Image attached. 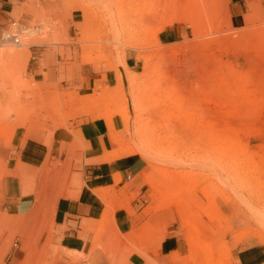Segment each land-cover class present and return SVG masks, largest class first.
<instances>
[{
    "label": "rangeland",
    "instance_id": "obj_1",
    "mask_svg": "<svg viewBox=\"0 0 264 264\" xmlns=\"http://www.w3.org/2000/svg\"><path fill=\"white\" fill-rule=\"evenodd\" d=\"M13 20L25 32L0 45V264H127L170 236L192 238L185 264H240L243 250L264 264V0H0V34ZM113 116L117 148L85 160L80 125ZM125 157L143 169L94 190L90 242L65 248L57 201L87 190V162Z\"/></svg>",
    "mask_w": 264,
    "mask_h": 264
},
{
    "label": "crops",
    "instance_id": "obj_2",
    "mask_svg": "<svg viewBox=\"0 0 264 264\" xmlns=\"http://www.w3.org/2000/svg\"><path fill=\"white\" fill-rule=\"evenodd\" d=\"M234 7L235 14L242 12L240 3H236ZM122 129L123 122L118 116H113L111 121L107 117H100L82 123L79 130L85 144L83 150L85 160L101 158L115 150L117 148V132ZM86 169L90 173L87 180V190L83 191L77 198L68 196L59 198L54 210L57 230L53 236L65 248L77 250L80 253L86 250L92 234L82 224L84 221L87 222L99 217L104 208L94 190L112 185L113 175L117 172L129 174L128 178L131 179L132 176L138 175L143 167H141L139 159L125 157L112 162H87ZM30 205H32L31 208ZM35 206V203L29 204L28 199H22L17 204V207L26 211ZM116 221L121 231L126 232L131 229V218L125 210L118 211ZM210 226L213 228L212 225ZM193 245L191 237L170 236L162 241L158 248L150 250L148 255L138 251L133 252L129 256L127 264H185L183 258L191 256L194 249ZM62 253L57 264H73L75 258L65 257ZM9 258L11 262L15 263L25 258V253L21 248H15L11 251ZM238 258L240 264L262 262V255L250 250H243L239 253Z\"/></svg>",
    "mask_w": 264,
    "mask_h": 264
},
{
    "label": "built area",
    "instance_id": "obj_3",
    "mask_svg": "<svg viewBox=\"0 0 264 264\" xmlns=\"http://www.w3.org/2000/svg\"><path fill=\"white\" fill-rule=\"evenodd\" d=\"M25 30L22 25L16 21H11L10 26L0 34V43L1 45L13 44L20 46L23 44L22 36Z\"/></svg>",
    "mask_w": 264,
    "mask_h": 264
},
{
    "label": "bare ground",
    "instance_id": "obj_4",
    "mask_svg": "<svg viewBox=\"0 0 264 264\" xmlns=\"http://www.w3.org/2000/svg\"><path fill=\"white\" fill-rule=\"evenodd\" d=\"M1 45V44H0ZM12 45V44H11ZM3 46V45H2ZM24 180V179H23ZM22 185V184H21ZM10 244V243H9Z\"/></svg>",
    "mask_w": 264,
    "mask_h": 264
}]
</instances>
